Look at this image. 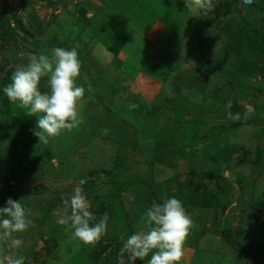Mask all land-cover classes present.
<instances>
[{"label": "rangeland", "instance_id": "rangeland-1", "mask_svg": "<svg viewBox=\"0 0 264 264\" xmlns=\"http://www.w3.org/2000/svg\"><path fill=\"white\" fill-rule=\"evenodd\" d=\"M2 1L7 7L0 12V122L12 113L13 104L20 105L10 102L2 89L28 63V54L66 46L81 31L69 17L78 23L86 10L96 20L89 32L126 48L114 59L116 68L108 66L109 73L102 71L106 50L93 58L92 66L89 60L82 63L77 80L86 90L82 119L72 130L40 142L33 134L37 117L32 116L27 130L16 137L10 128L0 132V208L9 198L20 200L30 221L24 231L0 239V264L21 255L24 264H119L124 242L117 251L112 247L115 233L122 231V221L115 223L118 213L126 211L137 232L145 228L136 218L138 206L148 209L171 196L183 202L193 221L177 264H264V0H212L207 14L194 4L187 8L185 0ZM138 3L143 12L133 11ZM14 11L34 36L18 27ZM137 15L145 20L136 22ZM162 19L173 22L167 26ZM62 21L68 32L50 33L48 28ZM117 21L123 23L118 27L129 29L110 34L106 24ZM247 24L255 29L247 32ZM9 25L10 34L4 33ZM78 36L73 46L91 48L99 40ZM35 38L42 41L39 46L33 44ZM47 80L41 79L42 92L49 91ZM206 95L211 102L199 109ZM233 102L243 107L241 116L231 112ZM237 119L242 121L237 129L221 130ZM153 160L159 162L151 167ZM212 170L219 179L209 176ZM114 180L129 184L122 192L124 207L99 215L93 211L98 198L115 204L109 192ZM80 181L95 223L108 218L106 234L91 244L60 222L71 215L64 201H70ZM89 183L94 191L85 188ZM203 185L211 193L210 208L186 199L190 190L196 196L197 187L203 192ZM3 218L8 217L0 214ZM196 230L219 244L213 248L212 242L200 241L199 251L207 254L196 256ZM16 239L21 245L13 244ZM123 258L132 264L127 254ZM149 258L135 264H147Z\"/></svg>", "mask_w": 264, "mask_h": 264}, {"label": "clouds", "instance_id": "clouds-1", "mask_svg": "<svg viewBox=\"0 0 264 264\" xmlns=\"http://www.w3.org/2000/svg\"><path fill=\"white\" fill-rule=\"evenodd\" d=\"M251 3V0H248ZM187 8L195 7L207 14L213 8L212 0H185ZM28 63L19 67L11 76V82L2 89L10 102H19L25 114L35 116L33 134L41 141L57 136L63 130H72L81 122L80 105L85 97V88L77 83L81 74V60L75 47H53L50 52L28 54ZM118 69V68H117ZM47 77L49 91L40 90L41 79ZM90 90V89H89ZM134 107V106H133ZM238 118V117H235ZM74 188L70 201L71 215L60 222L70 224L73 236L91 244L106 234L108 218L97 223L90 213L89 203L80 185ZM0 239H7L14 232H22L29 226L28 214L20 200L9 198L0 208ZM143 230L131 234L120 251L119 264H125L124 255L135 264L137 260L147 264H177L183 255V245L193 221L183 202L171 196L163 202H153L141 217ZM22 241H13L15 246ZM11 264H24L21 255Z\"/></svg>", "mask_w": 264, "mask_h": 264}, {"label": "trees", "instance_id": "trees-1", "mask_svg": "<svg viewBox=\"0 0 264 264\" xmlns=\"http://www.w3.org/2000/svg\"><path fill=\"white\" fill-rule=\"evenodd\" d=\"M139 3H141V2H139ZM139 3H138V5H136V7H138V8H134V10L133 11H135V10H138V9H140V8H142V7H139L140 5H139ZM3 6H5V8L7 7V2L6 1H2V0H0V12H2L3 11ZM148 7V6H147ZM146 7V8H147ZM143 9H145V7L144 8H142V9H140L139 11H137L136 13H139V12H143ZM14 13V16H15V19L17 18V22H18V27L21 29V30H23V32H25L26 34H28L27 36L28 37H30V36H34V35H30L31 34V31H30V29H28V27L26 26V25H24V24H22L21 23V20H20V18L18 17V15H17V12L16 11H14L13 12ZM82 13H83V16L81 17L80 15H79V17L78 18H80L81 19V21H79L78 23H76V22H74V20H73V16H71V17H69L70 19H71V23L73 24V26H79L78 28L81 30V31H77L76 33H75V36H74V39H73V42H67V43H65L66 44V46H68V44H70L71 46H73V45H76L77 44V42L79 41V34H81L82 36H89L88 38L89 39H95L96 38V35H99V34H97L95 31H92V33L91 32H89L88 30H90L89 29V24L90 23H92V22H96V20H95V17L94 18H90V17H88L87 16V13H86V10H83L82 11ZM58 18L59 17H57V20H58ZM143 20H145V18L143 19V18H141V16H139V15H137V18H136V22L138 21V22H141V21H143ZM162 20H164V22H165V24L167 25V26H169L170 24H172V20L171 19H162ZM76 21V20H75ZM68 22H69V20H68ZM100 23V22H99ZM117 24H118V26H119V24L122 26V22H119V21H117L115 24H113V23H111V24H106L107 26L109 25V28H107V29H109L108 30V32L110 33V34H112V31H113V29L114 30H116V31H118V33H119V30H122V31H124L125 29H129L127 26L126 27H118L117 26ZM97 26H99V24H97ZM8 28L9 29H5L3 32L4 33H9L10 34V32H11V25H9L8 26ZM27 28V29H26ZM36 28V30L39 32V35L42 33V28L39 26V27H35ZM68 26L65 24V23H63V21L62 22H59V23H57V24H54V25H52V26H50L48 29H49V31H50V33H53V32H55V33H60L61 31H64V32H68ZM84 28H86V30H84ZM112 28V29H111ZM253 29H255V27L254 26H252V25H245V30L247 31V32H250V31H252ZM244 30V31H245ZM14 30H12V32H13ZM145 31V30H144ZM38 35V36H39ZM106 35H108V34H106ZM114 36H116L117 35V33L116 34H113ZM111 36V35H110ZM40 37H41V35H40ZM255 39H257L258 41H261L262 40V37L260 36V35H255ZM24 38H26V37H24ZM87 38V39H88ZM111 37H109V36H102V35H100V37H98L97 39H99L98 41L100 42V43H102L108 50H110L111 51V53H113L115 56H119L120 54H121V51H122V49L123 48H126V46L125 45H119V44H117V43H114V42H110L109 41V39H110ZM42 41H40L38 38H35V40H34V42H33V44L34 45H36V46H39L40 45V43H41ZM261 46H262V44H260ZM66 46H63V48H67ZM71 46H68V47H71ZM73 47H76V46H73ZM80 48H81V46H79ZM77 48V47H76ZM79 48V49H80ZM67 49H69V48H67ZM78 49V50H79ZM82 49H80V51H78V53H79V57H80V60H81V66H83L82 65V63L84 62V61H86V60H89V62L91 63V58H90V52H84L83 54H82V51H81ZM99 52L100 51H98L97 53H95V55L96 56H100V54H99ZM87 57V58H86ZM107 64V63H106ZM109 65H112V64H108L107 65V67L105 68H103L102 69V71L103 72H105V73H109ZM91 66H92V63H91ZM100 69V68H99ZM114 69V68H113ZM171 69H173V67H171ZM98 70V69H97ZM169 71H170V69H169ZM87 73V72H86ZM169 72L167 71L166 72V75L168 74ZM114 79H115V77H114ZM252 89V93H249V95H250V97H252L255 93H253V92H255V90H254V88H251ZM196 90V89H195ZM194 90V91H195ZM206 99H204L203 101V105L199 108V109H201L204 105H209V103L211 102H207L208 100H209V98H210V96L209 95H206V96H204ZM0 107H1V99H0ZM128 107H130V104L128 105ZM14 108V109H13ZM241 108L243 109V107H241L237 102H233L231 105H230V110H231V112L234 114V115H237V116H241L242 114H243V110H241ZM12 113L10 112V113H8V115H7V118L6 119H4V120H2L1 122H0V132L1 133H3L4 132V129H8V128H10L11 129V131H12V134H13V136L14 137H16L18 134H20V133H22L23 131H26L27 130V123L29 122V120L31 119L29 116H27L26 114H25V111H26V109H24L22 106H20L19 104H16V105H14L13 104V107H12ZM2 110V109H1ZM0 110V116L2 115V111ZM29 119V120H28ZM238 121H236L235 123H233V124H230L229 126H227V127H221V130L222 131H225V130H228V131H231V130H235V129H237L238 128V126H240L241 124H242V121H239V119H237ZM177 125H180V124H177ZM261 130H263V128H260L258 131H261ZM264 131V130H263ZM15 133H16V135H15ZM238 133H234V135H237ZM242 144L240 143V146H241ZM180 148V147H179ZM34 153H36V152H34ZM38 154V153H37ZM36 154V155H37ZM227 159H226V157L222 160V163L223 162H225ZM157 162H159L158 160H153V162H151L150 164H151V167H154L155 166V164L157 163ZM29 168H31V167H29ZM33 169V168H32ZM221 171V170H220ZM217 173L219 172V170H217L216 171ZM214 175L213 177H216V178H218L219 179V177L220 176H217L216 174H215V171L214 170H212V173H211V171H209V176H212V175ZM117 177V176H116ZM190 178V177H189ZM116 181V182H115ZM141 181V180H140ZM124 183H126V182H123V181H117V180H114V182H112L111 183V190L109 191L110 192V194H111V196H112V198L114 197V200H115V204L113 203V205H111V203L109 202V201H102L101 202V198L99 199L98 198V200H100V201H96L94 204H93V211L95 212V213H97V214H99L100 215V212L101 213H103L104 211H107L106 209H108L109 210V212H116V210H121L123 207H124V203H123V200H122V192L123 191H127V190H129V184L127 183V184H124ZM145 183V182H144ZM146 183H148V182H146ZM186 183H190L191 185H193V182H191V180H187L186 181ZM179 184V190L180 191H182V193L184 192V190H183V188H184V182H182V183H178ZM85 188L87 189V191L88 192H91V191H94V188H95V185H94V183H89L88 185H86L85 186ZM201 189L200 188H198L197 187V190H196V192H195V195L196 196H194V195H192V191L190 190H188L189 191V196H187L186 197V199H187V202L188 203H190V204H193V205H196V206H202V207H206V208H210L211 206H209V204H208V202L210 203V201H209V198H208V194H211L210 193V191H208V189H206V187L203 185V192H201L200 191ZM207 192V193H206ZM192 195V196H191ZM210 196V195H209ZM103 197L104 198H106V199H104V200H108L109 198L107 197V192L106 193H103ZM185 199V200H186ZM63 201V200H62ZM101 202V203H100ZM135 203V202H134ZM135 206H137V205H135ZM139 207V210H138V212L135 214L136 215V218H138L139 220H141V217L144 215V213L146 212V210H147V208L146 207H143L142 205H139L138 206ZM117 212H119V211H117ZM118 214H120L119 216H117V219L115 220L116 222V224H118L119 222H121L122 221V224L120 225L121 226V229H122V231L120 232H117V233H115L116 235H114V240H113V242H112V247H113V250H116L117 251V249L119 248V246H121V243L122 242H125L124 241V239H122V236H124L125 235V237H129L131 234H133V233H135V230H134V228L130 225V220H129V216H128V214L126 213V211H122L121 213H118ZM98 215V216H99ZM97 220H95V219H93L91 222L92 223H95ZM200 231H195V234L198 236V240H197V243H194V245H195V248H196V256H200V253H205V254H207L206 252H201V251H199V242L201 241L202 243H204V241H206V245H208V243H210V242H212V247L214 248L215 247V245L217 246L218 244H219V241L216 239V238H210V234H207V235H204L203 233H199ZM218 233H220L223 237H226L227 236V234L225 233V231L223 232V230H218ZM193 245V246H194ZM205 250L208 252V246H206L205 247ZM213 252H215V251H213ZM208 256L210 257H213L214 255L211 253V254H209L208 253ZM253 256V255H252ZM203 261V260H202ZM193 263H194V260H193ZM192 263V264H193ZM216 264V263H215Z\"/></svg>", "mask_w": 264, "mask_h": 264}, {"label": "crops", "instance_id": "crops-1", "mask_svg": "<svg viewBox=\"0 0 264 264\" xmlns=\"http://www.w3.org/2000/svg\"><path fill=\"white\" fill-rule=\"evenodd\" d=\"M97 1H99V0H97ZM90 14V13H89ZM87 16L89 17V15H88V13H87ZM92 18V17H91ZM97 18V17H96ZM97 39V38H96ZM92 46H91V48H88L87 46H85V45H81V48L80 47H78V45L76 46L77 48H80V49H82L81 51H82V54L84 53V52H90V58H91V60H93V58H96V59H99L98 57H96V55H95V53H97L98 51H102V50H106L107 52H108V55L107 56H109L108 57V62H107V65L108 64H113V61H114V59H116L117 58V56H115L113 53H111V51L110 50H108L102 43H100V42H98V40H93L92 42ZM86 47V48H85ZM95 52V53H94ZM122 53L123 52H121V54L118 56V58H120V57H122ZM95 68H96V66H95ZM103 68H104V66H103ZM112 68H116V67H114V65H112ZM99 69V68H98Z\"/></svg>", "mask_w": 264, "mask_h": 264}]
</instances>
